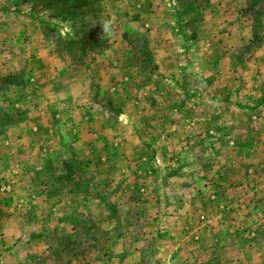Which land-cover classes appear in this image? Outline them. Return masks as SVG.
<instances>
[{"label": "rangeland", "instance_id": "1", "mask_svg": "<svg viewBox=\"0 0 264 264\" xmlns=\"http://www.w3.org/2000/svg\"><path fill=\"white\" fill-rule=\"evenodd\" d=\"M0 264H264V0H0Z\"/></svg>", "mask_w": 264, "mask_h": 264}, {"label": "crops", "instance_id": "2", "mask_svg": "<svg viewBox=\"0 0 264 264\" xmlns=\"http://www.w3.org/2000/svg\"><path fill=\"white\" fill-rule=\"evenodd\" d=\"M0 258H2V255L0 256Z\"/></svg>", "mask_w": 264, "mask_h": 264}]
</instances>
